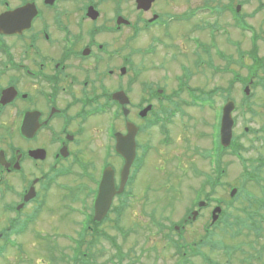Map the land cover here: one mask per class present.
Returning a JSON list of instances; mask_svg holds the SVG:
<instances>
[{
	"label": "flooded vegetation",
	"instance_id": "af4514ba",
	"mask_svg": "<svg viewBox=\"0 0 264 264\" xmlns=\"http://www.w3.org/2000/svg\"><path fill=\"white\" fill-rule=\"evenodd\" d=\"M242 72L264 77V0H0V258L194 264L193 226L224 187V151L204 196L160 191L171 167L193 176L182 164L192 109L236 105ZM244 202L264 216V196ZM160 203L180 204L177 220ZM238 230L264 264V226Z\"/></svg>",
	"mask_w": 264,
	"mask_h": 264
},
{
	"label": "rangeland",
	"instance_id": "374dc122",
	"mask_svg": "<svg viewBox=\"0 0 264 264\" xmlns=\"http://www.w3.org/2000/svg\"><path fill=\"white\" fill-rule=\"evenodd\" d=\"M231 75L225 74L224 76H218V75H209V82L208 86H206V90H212L213 87H216L218 85L226 86L227 82L226 80L229 79ZM250 76H248L245 73H241V78H244V83H242L241 87L236 89V110L232 114L234 117V120L236 122V127L234 128L233 135L236 137L237 142L240 143L243 146H247L249 144H253L254 148H249L248 151L242 152V157L245 159H252V160H258L260 158H264V90L260 87L252 88L250 87V93L252 94V98L250 100L251 108L254 111V115L251 119L249 113L247 110L245 112L242 110L244 103V93H243V87ZM217 103L220 102V99L216 97ZM247 103V102H246ZM219 104H217L214 107H206L204 108V111L198 110L197 108H193L191 113H193V122H189L190 124L193 123L192 129H195L194 136L191 138V143L189 144L187 148V154L188 157H191V159H187L186 161H183V165L190 167V165L194 168H196V172L193 176L189 174V171H187V177H184L182 179H179L172 171V167L170 168V176L167 180L163 182V186L161 187L160 194L162 196L164 195H185V196H192L197 189L199 191V194H204L206 191L204 189H201V182H204V176L203 174H208L211 170L210 164L209 167L207 165V152L208 149L212 153L215 152V147L212 140V132H213V123L214 118L217 112V107ZM217 107V108H216ZM195 120V122H194ZM248 128V132H244V128ZM245 134V135H244ZM256 137H260V139L256 140ZM195 145H198L200 149L202 150V156L198 154L196 156L192 151V146L195 147ZM212 149V150H211ZM224 167H225V176H224V184L225 186L223 189L217 188L212 195V198L215 197H224L223 199L228 200L229 192L232 187H235L240 196L238 200L234 203V205H229L226 208L227 216L230 217H238L240 219V223L243 225H251V223L247 220V217L243 213H239L236 211L237 207H240V203L242 201V196L245 194H253L255 196H263V191L259 186H256L252 184L251 182H245L242 184L243 180V173H244V166L241 165L240 161H238L234 156L224 153ZM262 173L261 175L264 178V166L262 167ZM209 175V174H208ZM263 180L260 178L259 181ZM179 183V184H178ZM261 185L264 186V181H261ZM165 187H168V189H165ZM241 188V189H240ZM176 189H179V192H175ZM207 189V188H206ZM241 192V193H240ZM163 200V199H162ZM161 200V201H162ZM226 203V202H225ZM225 203L223 202L221 206H225ZM178 207V208H177ZM180 210V204L173 203L172 207L165 203H160V212L161 217L163 220H166L169 224L173 223L177 218L179 217V210ZM209 216L208 211H205L202 214V218L198 219L196 224L200 227L202 223L209 222ZM197 226V227H198ZM39 227V224L38 226ZM36 227V228H37ZM196 226L195 228V231ZM224 229H227L226 226H224ZM223 228H219L217 231H212L211 234H209V237L211 239L212 244H216L217 241H224L230 244V240L228 239L229 236H226L222 230ZM230 232V231H226ZM197 236H200V234H197ZM26 241L29 242H38L34 241L33 239H28L27 236L24 237ZM237 241L244 240V248L245 251L250 255V244L252 242L251 238L247 237V235H240L236 239ZM34 248V247H31ZM31 248H27L31 249ZM36 249V248H35ZM25 250V251H26ZM205 253H208V256L210 259H212L214 262H216L218 259L221 258L220 251L213 250V252H208L207 248L204 249ZM13 252V251H12ZM12 252L7 253L3 258H0V264H25L22 263L20 260L17 259V256L14 255ZM26 253L33 254V259L35 264H39L41 260L44 258L42 253L38 251H27ZM25 254V252H24ZM238 258H242L241 252H238L236 256L233 257L232 264H240L238 262ZM226 261V258L224 259ZM45 264H47L45 262Z\"/></svg>",
	"mask_w": 264,
	"mask_h": 264
},
{
	"label": "water",
	"instance_id": "95a60500",
	"mask_svg": "<svg viewBox=\"0 0 264 264\" xmlns=\"http://www.w3.org/2000/svg\"><path fill=\"white\" fill-rule=\"evenodd\" d=\"M247 92V88L245 90ZM234 109V104L229 101L223 108L222 118H221V128H220V141L224 147L229 146L232 139V127H233V118L232 111ZM236 190L232 189L230 195L233 196ZM199 205H203V203H199ZM221 212L219 207H216L212 212V222L216 221L218 214Z\"/></svg>",
	"mask_w": 264,
	"mask_h": 264
},
{
	"label": "trees",
	"instance_id": "16d2710c",
	"mask_svg": "<svg viewBox=\"0 0 264 264\" xmlns=\"http://www.w3.org/2000/svg\"><path fill=\"white\" fill-rule=\"evenodd\" d=\"M251 164H253L254 165V163H251ZM250 164V165H251ZM249 165V164H248ZM257 166H264V160H261V161H259L257 164H256ZM236 198V197H235ZM234 198V199H235ZM226 211H224L223 212V219H224V221H225V226L228 228V227H233V226H237V227H239V226H244L243 224H241L240 223V219L238 218V217H235L233 220L231 219H229V217L226 215ZM248 219H252V218H249L248 217ZM232 237L233 236H235V235H231ZM225 244H223V248H224V250H228V251H231L232 252V250H234V249H231L228 245V243L227 242H224ZM214 247H216L217 246V244H215L214 243V245H213ZM214 247L212 248V250H214ZM244 260H247V258L246 259H244ZM240 261H242V259L240 260ZM229 262L231 263L232 261L231 260H229Z\"/></svg>",
	"mask_w": 264,
	"mask_h": 264
}]
</instances>
